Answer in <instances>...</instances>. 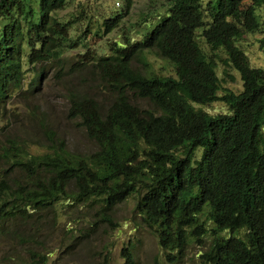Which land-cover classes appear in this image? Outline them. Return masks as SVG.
I'll return each mask as SVG.
<instances>
[{
  "label": "trees",
  "instance_id": "1",
  "mask_svg": "<svg viewBox=\"0 0 264 264\" xmlns=\"http://www.w3.org/2000/svg\"><path fill=\"white\" fill-rule=\"evenodd\" d=\"M69 1L0 0V15L6 18L0 36V105L21 88L25 61L58 60L78 45L69 32L71 21L54 15ZM166 1V14L140 38L124 36V44L112 42L110 54L86 50L71 63L72 71L89 67L88 81L102 82L110 92L106 104L86 89L68 96L67 118L77 121L96 149L88 154L68 150L64 136L48 123H40L45 147L40 153L29 152L23 138L0 144V156L9 162L0 173V224L10 218L38 233L50 222L42 223L41 210L51 211L62 201L112 208L136 195V212L172 261L191 237L202 244L208 233L211 242L200 253L204 264H264V68L251 66L237 45L245 32L260 28L255 8L264 10V0ZM132 3L124 0L121 11L104 19V33ZM201 26L198 34L211 49L224 48L228 64L239 72V92L218 93L216 60L196 39ZM258 41L264 55V34ZM145 50L166 59L175 75L134 68L132 59ZM43 73V67L35 71L32 83ZM128 92L144 99L145 106ZM217 100L227 111L204 108ZM18 165L24 177L12 187L9 174ZM205 205L210 228L201 220ZM241 228L243 235L234 233ZM29 236L34 238L31 231ZM32 253L41 261L49 256L42 247ZM121 254L122 264H135L128 246Z\"/></svg>",
  "mask_w": 264,
  "mask_h": 264
},
{
  "label": "rangeland",
  "instance_id": "2",
  "mask_svg": "<svg viewBox=\"0 0 264 264\" xmlns=\"http://www.w3.org/2000/svg\"><path fill=\"white\" fill-rule=\"evenodd\" d=\"M249 1L245 0L244 3ZM167 5L166 0H133L129 12L106 34L103 32V20L121 11L124 0H70L64 7L54 11L55 16L71 21L69 32L79 40L78 45L67 48L58 60L24 62L25 75L21 88L0 105V144L8 138H23L29 152L40 153L45 150L39 134L40 123H48L64 136L68 150L88 154L96 149L94 141L87 137L77 121L67 118L68 96L71 91L86 89L99 102L106 104L110 92L102 82L99 85L93 82V86L88 81L89 67L72 71L71 63L86 50L95 56L110 54L112 42L116 40L124 44V36L129 39L140 38L151 29L160 15L166 14ZM255 13L261 22L260 28L245 32L237 45L243 49L251 66L264 68V55L258 41L264 34L263 7L257 6ZM5 22L6 18L0 15V36ZM201 30L202 26L196 29V39L202 49L216 60V72L221 86L218 93L222 94L226 89L239 92L242 88L239 72L228 64L224 48H210L204 37L198 34ZM131 65L148 75H175L173 66L152 51L145 50L134 57ZM42 67L44 73L37 80L38 83H32L35 71ZM128 94L141 106H145L144 99L133 92ZM204 108L211 113L227 111L223 100L207 104ZM199 149L195 150L196 156H199ZM8 167L9 162L0 156V173L4 174ZM24 172L25 169L18 165L9 174L8 182L12 187L15 186V179L24 177ZM137 199L136 195H130L112 208L93 201L75 203V206L70 199L68 203L71 206L64 204L66 200L62 201L51 211L41 210L45 219L42 223L50 222L42 226L38 233L30 229L33 239L28 229L8 218L0 224V264L17 261H25V264H121L124 260L121 254L124 246L132 250L136 264H204L200 260V253L209 246L210 234L203 235L202 244L196 237H191L178 259L172 261L159 243L154 229L136 212ZM207 212L208 206L205 205L201 220L210 228L213 222ZM69 224L74 230H66ZM223 233L227 234V231ZM234 233L243 235L244 229ZM41 247L42 251L49 254L43 261L36 260L32 253Z\"/></svg>",
  "mask_w": 264,
  "mask_h": 264
},
{
  "label": "clouds",
  "instance_id": "3",
  "mask_svg": "<svg viewBox=\"0 0 264 264\" xmlns=\"http://www.w3.org/2000/svg\"><path fill=\"white\" fill-rule=\"evenodd\" d=\"M103 22H104V20H103ZM103 27H104V23H103ZM104 32V31H103ZM108 33V32H107ZM106 34V33H105ZM119 43V42H118ZM120 44V43H119ZM131 250V249H130ZM132 251V250H131ZM132 254H133V252H132ZM133 257H134V255H133ZM134 260H135V257H134ZM124 261V260H123ZM123 263V262H122ZM121 263V264H122ZM135 264H136V260H135Z\"/></svg>",
  "mask_w": 264,
  "mask_h": 264
}]
</instances>
